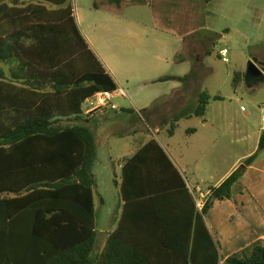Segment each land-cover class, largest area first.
I'll return each mask as SVG.
<instances>
[{
  "label": "trees",
  "instance_id": "trees-1",
  "mask_svg": "<svg viewBox=\"0 0 264 264\" xmlns=\"http://www.w3.org/2000/svg\"><path fill=\"white\" fill-rule=\"evenodd\" d=\"M241 77L235 75V87ZM192 80V71L159 79L178 81L184 89ZM117 90L81 33L70 0H0V264H219L218 245L205 216L217 201L237 203L244 173L264 150V131L258 151L222 184L209 189L203 210L188 213L174 239H167L172 228L160 225V212L149 204L141 214H150V221L131 226L129 206L136 200L128 189L131 171L153 176L165 174L169 167L184 187L159 143L149 142L124 166L125 211L98 252L93 172L97 138L86 124L62 122L81 119L87 99ZM214 100L222 97L200 92L195 102L189 101L167 120L169 136L179 121L204 118ZM161 103L159 99L142 112L155 115ZM144 190L142 196L166 189ZM180 190L192 201L189 189ZM133 230L148 238H133ZM227 264H264V244L250 256L229 258Z\"/></svg>",
  "mask_w": 264,
  "mask_h": 264
},
{
  "label": "rangeland",
  "instance_id": "rangeland-1",
  "mask_svg": "<svg viewBox=\"0 0 264 264\" xmlns=\"http://www.w3.org/2000/svg\"><path fill=\"white\" fill-rule=\"evenodd\" d=\"M70 1L93 50L105 63L117 68L119 80L132 79L139 73L141 65L150 63L149 60L168 48L172 57L179 60L185 56L192 63L175 67L172 72L184 75L192 71L195 78L191 81V86L194 84L195 87L193 94L206 91L213 97H222V100L210 102L204 118L179 121L173 140H170V125L166 122L174 115V110L169 111L165 98L156 114L150 116L142 111L159 98L147 101L148 98L139 94V109L132 112L133 116L126 111L131 108L128 98L114 97L111 103L118 107L119 113L91 121L94 130L97 127L115 129L117 135L98 134L101 136L98 143L100 159L109 160L110 156L126 154L132 148L133 136L138 140L154 138L163 145L171 144L170 150L178 154L185 148L194 151L207 130H202L200 136H192L187 130L200 127L204 120L216 127V151L219 153L211 155L212 160L203 152L201 155L197 151L193 153L195 159L201 156L204 168L209 167L208 163L212 166L213 160L217 165L222 164L225 151H230L231 158L237 159L255 148L259 141L257 132L264 124V0H121V5L109 4V0ZM224 49L228 51L227 61H223L221 54ZM251 62L262 70L263 78L248 74ZM237 73L243 77L235 87ZM130 84V91L136 93L135 82ZM122 87L129 95L127 85ZM195 95L189 100L195 102ZM83 108L86 111L91 106L85 104ZM227 122L232 124L230 130ZM133 131H137V135L132 134ZM127 132L131 134H125ZM99 167L96 163L97 171ZM192 190L197 198H201L200 191L206 189ZM120 193L121 190L102 173L99 189L95 192L99 231L105 225H111V211L115 212ZM100 196L105 203H99ZM101 240L102 236L97 240L96 248Z\"/></svg>",
  "mask_w": 264,
  "mask_h": 264
},
{
  "label": "crops",
  "instance_id": "crops-1",
  "mask_svg": "<svg viewBox=\"0 0 264 264\" xmlns=\"http://www.w3.org/2000/svg\"><path fill=\"white\" fill-rule=\"evenodd\" d=\"M50 9H56L55 7L49 6ZM75 16V14H74ZM76 18V17H75ZM77 21V19H76ZM79 29L86 39L89 48L96 55L97 59L102 64L106 73L109 74L116 85L118 90L114 92V97H126L130 101L131 108L128 110L137 111L138 95H143L148 98L147 101L151 99H163L165 98L169 103V111L174 110V113L185 107L190 101L189 98L195 90L194 84L187 89L183 88L182 83L178 81H163L160 82L159 79L173 76V77H183L188 74H178L174 73V68H179L182 65H191L192 63L185 56H181L180 59L172 57L169 49L163 54H159L154 57L153 60H149L148 64L141 65L139 67V73L135 75L132 79L125 78L119 80L117 78V73L119 71L114 66L111 67L104 60H102L97 53L93 50L88 37L85 35L77 21ZM177 60V61H176ZM198 61V60H197ZM140 65V64H139ZM144 66V67H143ZM121 73V72H120ZM163 73V74H162ZM133 81L136 84L137 92H131V84ZM195 80H192V82ZM127 85V90L130 92L128 95L122 85ZM85 85H88L86 83ZM123 90L125 95H119V91ZM198 94L195 95L197 97ZM113 97V98H114ZM94 101L95 97L89 98ZM88 100V99H87ZM87 100L82 105L83 115L78 121L64 120L62 124H86L91 128V121L96 118H101L115 112L118 114V107L114 105L115 108L111 106H100L98 102L86 111L83 106L87 103ZM113 100V99H112ZM111 100V101H112ZM264 109V104L262 106ZM135 116V114L130 113ZM88 121V122H85ZM229 121V120H228ZM228 123L230 130L232 124ZM264 123V115H263ZM215 125L204 120L200 123V127L194 129L189 128L187 132H191L192 136H200L202 130H207L202 135L201 144L197 146L194 151L189 148L183 149L179 154L177 151L170 150L171 144L163 145L154 138H149L145 140H138L135 136L132 137V148L127 150V153L118 154L117 157L110 156L109 160L100 159L99 148L97 150V159L93 165V172L96 176L97 189L100 186V177L102 173L108 176V179L112 181L116 189H122V184L124 181V166L126 163L132 159L142 148H144L152 140H156L162 147L167 157L175 167V169L180 173L183 181L184 187L181 186L179 179L174 175L173 171L167 167L166 173H156L153 176L146 175V171L135 169L131 175H129V193L135 195L136 200H134L129 206V212L131 214V223L133 229L136 225L141 224V220L150 221L151 215H142L141 211L144 210V204H149V208L154 209L156 212H160L157 220L160 225H169L172 230L167 233V239H174L175 231L181 224L186 223V215L191 211L197 212L200 210L197 208V203L202 202L205 204L209 195V189L211 187H218L222 184L234 171H236L250 156L254 155L259 148V142L262 132L264 131V124H262L260 130L257 132L259 136V141L255 148L249 151L247 154L239 158H231L230 151H225L223 163L217 165L213 160V165L209 163V167L204 168L201 164V156L195 159L194 154L196 151L201 155V152L206 154L210 160L211 155H218L216 151V135H215ZM97 138V145L100 142V137L104 134H108L111 137L117 136L114 134L115 129H99L94 130ZM156 131L159 132L157 129ZM137 131H133L132 134L137 135ZM101 135V136H98ZM130 135L131 132L125 133ZM122 136L124 134H121ZM120 135V136H121ZM176 133L170 137L173 140ZM200 140V139H198ZM233 142V141H232ZM200 143V141L198 142ZM215 143V144H214ZM200 157V158H199ZM99 164L98 171L95 169V164ZM132 170V169H131ZM193 182V185L191 182ZM130 182V181H129ZM242 183L244 189L241 193L236 195V201H217L213 207L209 210L205 216V223L210 231L214 241L218 245V250L220 254L219 264H227V260L231 257H244L250 256L253 253L254 248L259 244H264V150L259 153L256 162L247 168L244 173ZM204 185V186H202ZM142 189L148 193H152V189H166L162 190L160 193L147 194L148 196H142ZM180 189H189L192 195V201L188 199V196L184 194ZM192 189H206L205 191H200L201 198H197L195 192ZM139 199V200H137ZM99 203H105V199L100 196ZM97 205V203H96ZM126 202L124 201L122 192L118 196L117 206L115 207V212L111 211L112 223L108 227L105 225L103 230H98V239L102 236L103 240L99 241L97 251L101 252L110 237V235L117 230L119 227L124 211ZM97 208V207H96ZM97 226H98V216H97ZM133 238L146 239L147 236L144 233L132 232Z\"/></svg>",
  "mask_w": 264,
  "mask_h": 264
},
{
  "label": "built area",
  "instance_id": "built-area-1",
  "mask_svg": "<svg viewBox=\"0 0 264 264\" xmlns=\"http://www.w3.org/2000/svg\"><path fill=\"white\" fill-rule=\"evenodd\" d=\"M221 54H222V56H223V61H227L226 56H227V54H228V51H227L226 49H224V50L221 51ZM114 94H115V93H112V92L99 93V94L96 95V102H98V104H99L100 106H103V107H105V106H111V107L115 108L114 105H112V103H111V100L113 99ZM118 94H119V95H122V96L125 95V93H124L123 90H120ZM96 102H94V101L91 100V99H88V100H87V103H88L90 106H94V105L96 104ZM204 205H205L204 203H202V202H198V203H197V208H198L200 211H202L203 208H204Z\"/></svg>",
  "mask_w": 264,
  "mask_h": 264
},
{
  "label": "water",
  "instance_id": "water-1",
  "mask_svg": "<svg viewBox=\"0 0 264 264\" xmlns=\"http://www.w3.org/2000/svg\"><path fill=\"white\" fill-rule=\"evenodd\" d=\"M248 74L253 77V78H257L260 79L261 76L263 75L262 70L256 65V63L251 62L249 64L248 67ZM263 115H264V111H263Z\"/></svg>",
  "mask_w": 264,
  "mask_h": 264
}]
</instances>
